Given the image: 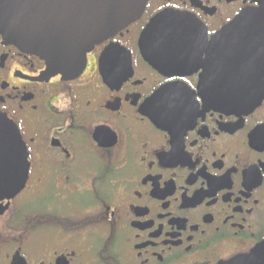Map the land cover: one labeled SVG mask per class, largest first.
<instances>
[{
	"label": "flooded vegetation",
	"instance_id": "obj_1",
	"mask_svg": "<svg viewBox=\"0 0 264 264\" xmlns=\"http://www.w3.org/2000/svg\"><path fill=\"white\" fill-rule=\"evenodd\" d=\"M258 12L148 0L68 79L0 35V114L28 162L0 201V264H264V97L218 110L200 85L223 79L213 59L253 30L231 24ZM160 14L194 25L148 28Z\"/></svg>",
	"mask_w": 264,
	"mask_h": 264
},
{
	"label": "water",
	"instance_id": "obj_2",
	"mask_svg": "<svg viewBox=\"0 0 264 264\" xmlns=\"http://www.w3.org/2000/svg\"><path fill=\"white\" fill-rule=\"evenodd\" d=\"M147 1L0 0V35L45 61L49 74L73 78L85 67L87 53L137 20ZM159 25L194 24L185 17L160 14L148 28ZM231 26L253 30L242 32L246 38L213 59L220 64L222 61L223 79L207 78L205 87L202 77L201 89L207 90V107L254 109L264 97V13L241 14ZM208 69L209 66L207 77L211 74ZM27 176V155L17 128L0 114V201H9L19 194ZM229 264L258 263L253 254Z\"/></svg>",
	"mask_w": 264,
	"mask_h": 264
}]
</instances>
